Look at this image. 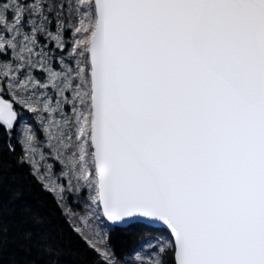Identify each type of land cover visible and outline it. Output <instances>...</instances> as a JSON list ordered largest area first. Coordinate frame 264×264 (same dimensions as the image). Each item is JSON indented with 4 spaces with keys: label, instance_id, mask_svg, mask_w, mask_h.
<instances>
[{
    "label": "snow or ice",
    "instance_id": "6c2138e0",
    "mask_svg": "<svg viewBox=\"0 0 264 264\" xmlns=\"http://www.w3.org/2000/svg\"><path fill=\"white\" fill-rule=\"evenodd\" d=\"M0 136L92 264H264V0H0Z\"/></svg>",
    "mask_w": 264,
    "mask_h": 264
},
{
    "label": "trees",
    "instance_id": "16d2710c",
    "mask_svg": "<svg viewBox=\"0 0 264 264\" xmlns=\"http://www.w3.org/2000/svg\"><path fill=\"white\" fill-rule=\"evenodd\" d=\"M29 120L28 113H23ZM4 143L0 136V146ZM15 154L0 151V218L7 230L0 250V264H92L93 254L61 216L53 196L30 174L27 166L17 164ZM111 228L112 244L118 253H129L140 243L141 225ZM31 232L39 244L22 240Z\"/></svg>",
    "mask_w": 264,
    "mask_h": 264
},
{
    "label": "water",
    "instance_id": "95a60500",
    "mask_svg": "<svg viewBox=\"0 0 264 264\" xmlns=\"http://www.w3.org/2000/svg\"><path fill=\"white\" fill-rule=\"evenodd\" d=\"M112 226H114V227H128L129 225H112ZM153 227L158 228L159 226L156 225V226H153Z\"/></svg>",
    "mask_w": 264,
    "mask_h": 264
}]
</instances>
